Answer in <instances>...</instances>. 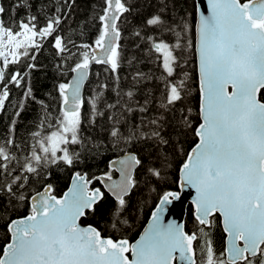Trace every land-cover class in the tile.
Wrapping results in <instances>:
<instances>
[{"label":"snow or ice","instance_id":"1","mask_svg":"<svg viewBox=\"0 0 264 264\" xmlns=\"http://www.w3.org/2000/svg\"><path fill=\"white\" fill-rule=\"evenodd\" d=\"M65 2L71 7L69 0ZM168 3L169 0H160L161 9L167 10ZM105 4V12L99 17L103 31L95 41L102 55L90 57L85 52L81 62L71 69L76 73L72 83L59 85L66 107L59 120L61 127L46 138L51 142V149L40 141L43 155L33 148L21 166V175L13 176L10 182L0 181V221H4L10 237L0 256V264H173L177 253L183 264H264V0H208L211 14L200 13V123L194 129L199 142L181 168L183 184L191 186L197 193L194 204L195 220L201 226L198 233L186 232L175 222H164L167 206L181 198L178 192L164 193L152 214V223L135 243L105 236L91 224L82 226L80 219L94 214L105 194L100 188L89 189L92 181L80 172L75 173L73 185L63 197L52 195V185L48 184L43 193L31 197L29 215L21 219L8 217L9 209L15 206L14 201L19 204L28 199L22 189L29 176L39 177L42 167L57 161L67 166L80 162L78 153H70L66 147L58 148L57 144L83 146L79 139L80 108L84 103L82 84L92 61L110 65L114 74L119 69L121 33L117 21L123 13L130 11L122 0H105ZM14 7L30 8L31 5L25 0H17ZM194 7L198 6L194 3ZM4 12L5 8L0 5V40L6 37L10 44L18 36L32 42L37 35L41 38L53 35L61 22L59 16L53 17L37 32L36 17L30 16L28 22L21 20L20 31L14 32L5 26ZM146 23L175 34L174 45L164 41L153 45L163 56L167 76H175L179 66L175 52L182 47L181 41L189 30L186 21L182 26L176 22L169 24L157 13ZM15 46L21 47V44L17 42ZM54 46L60 53L66 50L60 36L54 37ZM7 62L5 58V66ZM12 62H16L15 57ZM4 79V73L0 71V82ZM23 79L21 73L16 72L10 82L20 86ZM99 87L101 92L91 98L90 104L94 114L103 116L99 104L103 90L108 86L101 84ZM165 87L167 92L160 107L171 118L163 114L148 116L147 98L143 104L136 102L133 106L129 103L134 97L132 91L124 93L128 102L121 103V93L114 89L116 103H105L109 110L117 109L119 105V116L109 115L112 144L133 149L110 165V169L119 166L116 169L120 173L119 180L113 179L111 170L96 178L115 200L107 220L114 231L130 227L128 198L138 185L135 171L143 167L149 176L163 180L170 163L169 149L179 145L173 137L192 126L191 109L184 104L187 96L185 81H169ZM229 87L231 91H228ZM8 95L7 86L0 89V110ZM24 97L36 100L28 85H25ZM39 103L46 107L43 101ZM132 113L141 115L130 120ZM19 114L18 111L16 115ZM12 143L11 139L7 141L8 145ZM141 151L147 153V163L141 157ZM13 159L15 157L8 148L0 145V175H12L8 164ZM217 214L223 218L227 234V247L223 253H217L210 231L205 230L214 226L210 217ZM197 241L202 243L197 244Z\"/></svg>","mask_w":264,"mask_h":264},{"label":"trees","instance_id":"2","mask_svg":"<svg viewBox=\"0 0 264 264\" xmlns=\"http://www.w3.org/2000/svg\"><path fill=\"white\" fill-rule=\"evenodd\" d=\"M69 3L65 0H25L31 7L15 8L17 0H0V5L5 8L3 20L6 27L12 28L14 32L20 31L21 20L28 22V17L35 16L34 24L36 31H41L53 17L59 16L61 22L56 27L53 35L38 38L34 45L29 46L16 62H10L3 67L5 79L0 82V89L7 86L9 93L5 105L0 110V145L8 148L15 159L8 164L12 175H0V181H11L13 176L21 175V166L29 157L33 148L38 154L43 155L40 141L47 143V137L59 128V120L62 118L63 98L59 92L60 84H68L72 75L71 69L81 62L83 54L87 52L91 57V48L103 31L102 22L99 17L104 14L105 0H74ZM130 11L123 13L117 26L121 36L120 44V67L114 74L107 64L94 63L91 66L90 75L85 85L83 105L80 108L81 123L79 126V139L81 144L63 145L70 153H78L80 162L67 166L60 161L48 164L40 169L39 177L29 176L27 183L22 189L28 197L27 200L11 207L8 217L11 219L24 217L30 214V199L33 194L42 190L48 184L52 185V194L61 196L68 188L72 176L80 172L86 174L88 179H95L93 186L104 191L105 198L97 205V211L83 217L81 223L98 227L105 236L113 239H128L134 241L141 233L147 223L153 209L165 192H175L179 189V170L185 162L191 148L197 143L198 138L194 129L200 123V91L195 52V25H196V0H169L168 9L162 10L160 0H122ZM57 9H60L57 12ZM160 13L164 19L172 24L186 21L188 31L181 41L182 47L177 49L175 55L179 58V66L176 67V75L168 77L163 67L162 54L155 51L153 45L164 41L174 45L176 37L173 32L166 29L150 26L146 21L154 14ZM139 33V35H136ZM60 36L66 45V50L60 53L54 46V37ZM190 42V46H189ZM88 45L89 47H83ZM30 65H35L34 68ZM19 72L24 77L20 86L11 83V77ZM137 73L141 74L137 76ZM187 74V75H185ZM118 77V79H117ZM19 79V77H18ZM183 79L186 84L187 96L184 104L191 109V128H188L173 140H178L177 148H170V163L165 169V178L157 180L149 176L143 167L135 171L138 181L136 189L128 198L130 205L129 219L130 227H122L120 231L111 229L107 220L111 209L115 205L114 198L104 190L103 185L97 177L103 176L111 170L112 177L117 176L115 169H110V163L133 150L131 146L125 148L123 145H113L109 138L111 121L110 113L119 116L117 109H107L105 103H116L117 96L114 89L120 91V102H128L124 93L132 91L134 97L131 103L143 104L145 99L149 101L148 116H159L169 114L160 107L166 95L165 85L169 81ZM106 84L103 97L99 104V111L103 116L94 114L90 104L91 98L101 92L99 85ZM25 85L33 89L36 100L24 97ZM264 93V90H262ZM39 101H43L46 107H42ZM22 106V109H21ZM19 111V116L16 113ZM140 113L129 115L130 120H135ZM171 131V129H169ZM39 133V135H34ZM11 139L13 143L7 144ZM141 157L148 162L147 153L141 151ZM57 156H59L57 154ZM2 162V161H0ZM2 205V201H0ZM7 218V217H6ZM201 226L194 217L192 205L187 208L185 218L186 232H199ZM210 231L211 239L217 253H221L223 240L217 229H205ZM4 221H0V256L5 245L9 242ZM197 244L202 243L197 241Z\"/></svg>","mask_w":264,"mask_h":264},{"label":"water","instance_id":"3","mask_svg":"<svg viewBox=\"0 0 264 264\" xmlns=\"http://www.w3.org/2000/svg\"><path fill=\"white\" fill-rule=\"evenodd\" d=\"M196 6H198V7H196L197 15H196V25H195V52H196V63H197L198 82H199V91H200V78H199V70H198V47H199L200 13L202 12L205 16H209L211 14V7L208 4V0H196ZM91 51H92V55L93 54H95L97 56H101L102 55L100 49L97 48L96 46L92 47L91 48ZM94 63H95L94 61L90 62L89 68L87 70L88 71V75H87L86 79L84 80V82L82 84V87H81V96H82V99H83L84 92H85V85H86V83L88 81V78H89V75H90L91 66ZM75 76H76V73L73 72L72 75H71V77H70V80H69L68 84L72 83V81L74 80ZM228 91H231V88L230 87L228 88ZM198 142L199 141L197 140V143ZM196 144L191 148V150L189 151L187 157L193 152V150L196 147ZM124 155L125 154H123L122 156L118 157L116 160H113V161H117V160L121 159ZM186 160H187V158H186ZM186 160H185V162H186ZM113 161H111L110 165L112 164ZM118 167H119L118 165L112 166V168L115 169V170ZM181 168H182V166L180 167V170H179V189L177 191H175V192H178L180 194V197L181 198L179 200H174L171 205H168L167 206V209L168 210L164 213V222L166 224L167 223L175 222V223H177L179 225H182L183 226V230L186 231L185 230V218H186V214H187V208H188L189 205H192V207L194 209V216H195V204H194V201L197 198V193H196V190L194 188H192L191 186L186 185V184H183V182H182V176H183V174L181 172ZM116 172H117V176L116 177H113V179L114 180H119L120 179V173L117 170H116ZM74 176H75V174L72 176L67 190L61 196H57V198L63 197V195L69 191V189L73 185ZM90 180L92 181V183L89 185V189H91V185L93 184V182L95 181V179H90ZM106 183H110V181H106ZM45 187L42 190H40V191L36 192L35 194H33L32 196H35L38 193H43ZM104 190H106V189L104 188ZM106 192H108V191L106 190ZM159 202H160V200H159ZM159 202L157 203V205L155 206V208L159 205ZM30 203H31V199H30ZM155 208L153 209V211H152V213H151V215H150L147 223L143 227V229H142L141 233L139 234V236L134 241H132L130 243H135L137 240H139L140 239V236L143 235L144 231L152 223V219L151 218H152V214H153ZM26 216H24V217H26ZM24 217H19V218H15V219H21V218H24ZM82 218L80 219V224L82 226H84V227H87L88 225H84V224L81 223ZM222 227H223V230H224L223 218H222ZM226 247H227V234H226V241H225V249H226ZM2 255H3V253H2ZM176 255H177V260L174 261L173 264H183V262L179 260V253H177Z\"/></svg>","mask_w":264,"mask_h":264},{"label":"rangeland","instance_id":"4","mask_svg":"<svg viewBox=\"0 0 264 264\" xmlns=\"http://www.w3.org/2000/svg\"><path fill=\"white\" fill-rule=\"evenodd\" d=\"M38 37L40 38V36ZM17 42L21 44V47L15 46ZM36 42H37L36 37L33 38L32 42H29V41L24 40L23 36L15 37L13 40V43L11 44L8 43V40L6 37L3 40H0V53H3V55H0V71H2L3 67H5V58H7V61H8L7 64L12 62L13 57H15V60L18 59L20 54H22L29 46L34 45ZM162 60H163V56H162ZM80 119H81V116H80ZM60 127L61 125H59V128ZM45 146L51 149L52 147L51 142L47 140V143ZM57 147L60 148V147H63V145L57 144ZM57 154L60 155L59 152Z\"/></svg>","mask_w":264,"mask_h":264},{"label":"flooded vegetation","instance_id":"5","mask_svg":"<svg viewBox=\"0 0 264 264\" xmlns=\"http://www.w3.org/2000/svg\"><path fill=\"white\" fill-rule=\"evenodd\" d=\"M95 186H93V184L91 185V189L94 188ZM210 219L213 221L214 226L212 227V229H217L220 231L221 234V238L223 240V247L221 249V253H223L225 251V241H226V234L223 230L222 227V217H220L218 214L210 217Z\"/></svg>","mask_w":264,"mask_h":264}]
</instances>
